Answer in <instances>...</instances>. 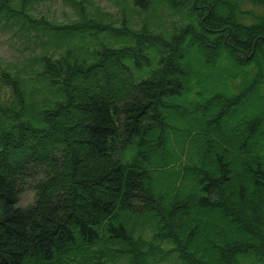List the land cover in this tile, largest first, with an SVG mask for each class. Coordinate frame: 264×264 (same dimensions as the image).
<instances>
[{"label":"trees","instance_id":"1","mask_svg":"<svg viewBox=\"0 0 264 264\" xmlns=\"http://www.w3.org/2000/svg\"><path fill=\"white\" fill-rule=\"evenodd\" d=\"M35 1L0 0V18L67 47L36 55L42 84L0 65L23 108L0 121V264H264V105L236 121L264 104V0H132L185 20L129 45L87 0L65 24ZM194 46L207 57L191 72Z\"/></svg>","mask_w":264,"mask_h":264},{"label":"rangeland","instance_id":"2","mask_svg":"<svg viewBox=\"0 0 264 264\" xmlns=\"http://www.w3.org/2000/svg\"><path fill=\"white\" fill-rule=\"evenodd\" d=\"M87 7L91 15L95 14L99 7L104 9L103 12L107 11L110 13L109 15H105L104 21L108 22L113 29L102 31V36L105 35L109 37L110 44L112 45L131 44V35L134 28L146 32L144 26L147 24L150 33L162 34L166 30L170 31L174 28L177 29L185 20L182 16V11H173L174 9L168 8L162 11L158 10L159 14L156 16L155 7H139L132 3V0H87ZM30 11L37 17L45 15L50 20L57 23L65 24L81 19L80 14L70 0H36ZM162 13L165 14H163L162 17L159 16ZM125 18L130 25L131 31L126 36H123L119 34L114 27L122 25ZM18 26L11 25L10 22H5L3 18H0V65L13 74L22 77L23 82L33 83V81L40 80L37 76H34L36 72L35 68L39 67L36 55L44 52H53L55 55H58L60 53L59 49H63L62 51H64L67 45L58 46L57 43H52V45L45 47L41 39L35 37L36 33L34 30L31 29L29 33H26L21 29L20 24ZM72 36V33H69L67 37L62 35L60 37L61 40H65L66 38L78 39V37ZM151 48L152 45L150 43L149 49L151 50ZM205 57H207V55L201 53L196 46L191 48L187 57V61L190 62V64L186 62V64L188 63L191 66V72H195L201 68V65L205 61ZM40 81H37V84H42ZM15 100L16 95L13 93L12 86L0 77V121L8 112L14 115L16 112H21L23 110L21 107L15 108L13 106ZM263 105L264 104L257 100L254 95L241 110V113L237 115L236 121L239 122L242 115L248 116V114L252 112H260ZM1 107H8L11 110L8 109L9 111H3ZM26 113L28 115L27 117L30 118L29 114L35 113V111L29 107ZM43 175L44 172L40 168L32 172L25 180L23 184L24 189L20 193L19 205L25 207L35 201V182ZM161 264H181V261L176 254L172 252Z\"/></svg>","mask_w":264,"mask_h":264}]
</instances>
